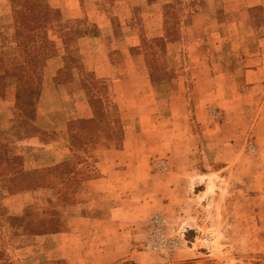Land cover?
<instances>
[{"label":"rangeland","instance_id":"1","mask_svg":"<svg viewBox=\"0 0 264 264\" xmlns=\"http://www.w3.org/2000/svg\"><path fill=\"white\" fill-rule=\"evenodd\" d=\"M240 1L38 0L46 19L44 35L51 43L41 45L42 53L52 55L43 69L36 120L31 123L16 106V91L25 81V50L17 42L12 1L0 0V57L4 60L0 63V75H6L10 85L6 98L0 97V264H20L15 258L23 254L17 249L33 237L20 229L15 218L27 215L41 219L53 214L60 219L61 229L62 210L73 208L82 182L96 175L90 168L95 161L94 152L110 143L120 144L124 128L144 129L142 142L152 148L161 144L168 151H178V156L167 153L155 159L154 175L176 171L174 163L184 161L188 154L189 159L179 171L199 176L213 173L223 165L216 161L225 160L230 152L216 144L225 132L214 134V130L219 128L224 115L221 108L208 103L205 115L198 118L196 102L213 89L219 74H228V80L238 85L237 96L242 94L244 68L254 64L247 55L264 47V8L250 9ZM90 95L109 99L116 106L118 117L111 120L109 135H101L98 142L87 144L82 150H73L75 136L80 145L85 143L78 122L93 118ZM123 96L132 98L131 103L123 106L125 113L142 118L124 120L119 105ZM84 101L92 117L70 120L71 115L84 112ZM245 103L241 112L250 115L249 111L257 109L255 101ZM108 106L107 111L113 113L112 106ZM226 134L229 138L230 134ZM243 143L245 160L255 155L249 132ZM62 149H69L72 155L63 163L54 164L53 152ZM26 174L33 183L25 191L11 194L16 186L9 179ZM249 178L237 182L232 179L227 189L230 198L222 204L213 201L215 177L210 178L207 191L204 186H195L196 196L206 197L210 193L212 198H202L194 209L200 225H226V241L236 240L240 255L246 257L242 264H260L263 259L250 254L243 244L246 234L230 230L236 221L244 227L251 224L252 218L244 210L249 204L245 194ZM26 193L32 195V200L21 215L11 216L7 204L10 200H5ZM221 209L224 215L220 214ZM235 210L237 216L233 214ZM156 217L164 221L163 234L180 246L169 258L147 248ZM208 234L205 228L194 231L185 221L176 223L156 213L149 220L141 250L170 264L176 254L192 248L194 243L197 247L207 245L214 252L210 239H219L224 233H214L206 242Z\"/></svg>","mask_w":264,"mask_h":264},{"label":"crops","instance_id":"2","mask_svg":"<svg viewBox=\"0 0 264 264\" xmlns=\"http://www.w3.org/2000/svg\"><path fill=\"white\" fill-rule=\"evenodd\" d=\"M240 2L241 5L247 3L250 9L259 6L264 8V0ZM7 18L8 24H11V12H8ZM262 42L264 44V38ZM247 58H251L254 64L244 68L242 94L237 96L238 85L228 80V74H219L214 79L215 86L211 88L213 91H208L196 102L198 118L205 115L208 103L221 108V115H224L214 134L225 132V137H219L218 139L222 141L216 146L218 148L225 146L230 153L226 155L225 160L216 161L223 164L218 170L199 176L195 172L190 174L179 171L189 159L188 154L184 161L180 159L181 162L177 160L176 164L174 163L176 171L166 175H154L152 174L156 167L154 160L167 153L172 157L174 154L178 156V151L173 149L168 151L161 144L157 148H152L142 142L144 129L124 128L120 144L110 143L108 147L94 152L95 161L90 168L92 174L96 175L82 182L73 208L68 206L62 210L60 231L57 234L27 238V245L17 249V252L23 255L17 256L16 262L167 264L156 254L141 250L150 218L156 213H162L176 223L187 222L194 231L205 228L209 233L206 242H209L208 237L212 234L224 233L219 239L211 237L210 243L213 244L214 252H210L207 245L197 247V243H194L192 248L176 254L170 264H242L246 257L240 255L236 240L226 241L225 235L229 231L225 229L226 225L221 223L200 225L201 220L196 218L195 205L202 198L205 201L210 200L212 196L210 193L206 197H203V194L196 196L195 186H204L207 191L210 178L215 177L217 180L213 197L215 204L217 200L221 203L230 198L227 189L232 179L237 182L243 177L244 179L250 177L249 186L245 191L249 204L244 210L252 218L251 224L244 227L242 223L236 221L230 230L244 232L246 235L242 239L243 244L249 248L250 254L262 258L260 264H264V47L257 53L247 55ZM51 62L48 63V68ZM79 95L84 96L82 93ZM10 98L13 99V94ZM131 100L130 97L124 99V96L119 100L124 120L142 118L140 115L132 116L125 113L123 106H126L127 102L131 103ZM250 100L256 102L257 109L253 113L249 111L248 115L241 111L244 108V101L248 104ZM82 108L84 112L75 117L71 115L70 120L92 117L86 101L82 102ZM248 132L255 147V155L244 160L246 145L243 140ZM226 133L230 134L229 138ZM232 142L235 144H231ZM69 155H72L69 149L54 151L52 154L54 164L63 163ZM194 177L203 179L202 183ZM196 182L197 185H194ZM32 198L31 194L26 193L6 199V202L10 200L7 202L10 215H21ZM238 210L234 211L235 216L238 215ZM240 210L242 211L241 208ZM220 214L224 215L223 209L220 210Z\"/></svg>","mask_w":264,"mask_h":264},{"label":"trees","instance_id":"3","mask_svg":"<svg viewBox=\"0 0 264 264\" xmlns=\"http://www.w3.org/2000/svg\"><path fill=\"white\" fill-rule=\"evenodd\" d=\"M14 9L16 26V38L18 45L25 50V81L16 91V106L20 115L26 117L28 122L36 120V103L40 96L39 87L43 81V69L46 61L52 54L42 53V47L51 44L44 35L45 16L40 12L38 0H11ZM42 45V47H41ZM4 60L0 57V63ZM9 81L6 75H0V97L6 98ZM108 105L112 106L113 113L107 111ZM90 106L93 118L78 122L82 127V137L85 143L80 145L79 137L75 136L76 145L73 150H82L83 146L98 142L101 135H109L111 131V120L118 117L116 106L109 99L90 95ZM30 128L34 126L29 125ZM34 129V128H33ZM85 132V133H83ZM14 190L11 194L20 193L29 188L33 183L30 175H19L9 179ZM20 223L19 227L26 235L43 236L57 234L60 231V219L50 215L48 218L31 219L29 216L15 218Z\"/></svg>","mask_w":264,"mask_h":264},{"label":"built area","instance_id":"4","mask_svg":"<svg viewBox=\"0 0 264 264\" xmlns=\"http://www.w3.org/2000/svg\"><path fill=\"white\" fill-rule=\"evenodd\" d=\"M164 221L161 218H155L152 222L151 239L152 241L147 245V248L162 253L169 258L173 253L180 249V246L168 239L163 234Z\"/></svg>","mask_w":264,"mask_h":264}]
</instances>
